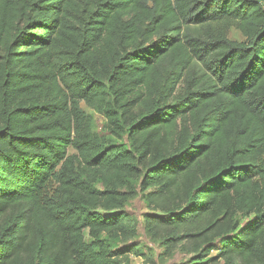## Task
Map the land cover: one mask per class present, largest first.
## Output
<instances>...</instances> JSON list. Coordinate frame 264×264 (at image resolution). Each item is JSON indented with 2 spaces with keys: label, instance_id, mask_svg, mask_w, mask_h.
I'll list each match as a JSON object with an SVG mask.
<instances>
[{
  "label": "trees",
  "instance_id": "obj_1",
  "mask_svg": "<svg viewBox=\"0 0 264 264\" xmlns=\"http://www.w3.org/2000/svg\"><path fill=\"white\" fill-rule=\"evenodd\" d=\"M140 193L165 256L264 264V0H0V264H129Z\"/></svg>",
  "mask_w": 264,
  "mask_h": 264
},
{
  "label": "rangeland",
  "instance_id": "obj_2",
  "mask_svg": "<svg viewBox=\"0 0 264 264\" xmlns=\"http://www.w3.org/2000/svg\"><path fill=\"white\" fill-rule=\"evenodd\" d=\"M228 37L233 40L242 41L244 40V36L238 29L232 27L228 31ZM83 108L91 113L95 119V130L97 132L103 133V125L105 124V118L91 110L87 106L83 104ZM112 143H126V136L122 137V141H118V139L110 136L109 137ZM101 188V186L99 185ZM123 211H125L127 218L125 223L131 224L135 226L137 229V234L134 237H119L116 235L112 240V244H114L115 249H123L132 247L135 254L131 256L129 264H189L192 261L195 254L194 252L185 251L181 247H177L174 255L172 257L165 256L163 254V247L161 246L160 241L152 239L146 233L145 229V221L144 214L149 212L150 209L147 207L145 201L143 200L141 193L132 198L124 207ZM244 218L241 217V222H243ZM87 241L90 240L89 236L86 233ZM211 255L215 254V252L209 253Z\"/></svg>",
  "mask_w": 264,
  "mask_h": 264
}]
</instances>
